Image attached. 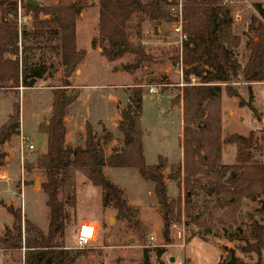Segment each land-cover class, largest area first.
<instances>
[{"label":"trees","instance_id":"1","mask_svg":"<svg viewBox=\"0 0 264 264\" xmlns=\"http://www.w3.org/2000/svg\"><path fill=\"white\" fill-rule=\"evenodd\" d=\"M174 5L169 0H98L97 36L91 41V48L98 44L102 56L113 63L126 54L133 61L124 66L127 73H134L143 67L161 65L167 55L156 56L141 46L142 23L152 22L158 26L173 23L178 15L170 11ZM88 0H58L48 6H29L23 2L24 18L31 23L30 35L33 42L44 38L56 41L51 49L58 54L59 66L63 69L60 85L53 87L51 116L38 126V132L46 136V151L36 164L44 171L45 181L41 190L46 196L48 227L44 233L30 221L23 219L20 209L7 207L12 217L11 228L0 235L3 251L24 249L23 264H74L84 249L64 246L65 231L71 222L68 210L76 209V173L84 176L92 186L101 190V207L113 208L116 217L126 221L128 227L140 238L145 239L147 228L137 218L136 210L130 206L115 184L104 173L111 169H134L139 176L153 184V191L161 209V235L169 242L170 226L180 222L182 214L190 220L194 209L192 197L201 192L215 198V205L221 209L215 219L223 228H234L231 239L241 233V208L243 201L255 202L264 198V132L257 138L256 132L247 136L227 134L223 136L221 126V97L225 92L229 98H239L234 84L246 86L248 94L254 84L264 82V9L254 4L257 15H252L247 26L245 47L248 51L244 64L238 61L236 50L241 38L234 33L233 16L225 0H184L181 9L182 31L186 36L181 53L172 56V66L181 61L183 80L186 85L180 95L171 103H182V162L168 165L167 159L159 156L155 165H148L143 151V129L141 125L143 90L134 85L128 103L121 112L117 130L122 135V146L105 156L103 147L111 139L106 132L102 144L95 139L92 128L85 125L83 147H70L65 143V116L79 96L78 91L68 94L70 78L84 61L86 52L76 45V21L80 14L90 8ZM135 18L137 43L130 41L128 29ZM27 35L25 25L17 24L16 0H0V89L19 91L33 88L52 69L50 65L29 66L24 46ZM190 77L199 80L198 85H188ZM250 102L252 101L249 96ZM249 102V103H250ZM242 105V102H240ZM20 106L12 104V114L0 127V147L11 137L19 135ZM259 140V142H258ZM234 145V163L223 166L215 152L222 146ZM255 155L263 162H257ZM3 154L0 153V160ZM168 169V180L177 181L184 190V200H169L166 192L164 172ZM205 179V181H204ZM264 210V204L262 206ZM22 224L27 237L22 235ZM248 235L253 242L239 247L243 254H253L255 264H264V221L250 223ZM235 236V237H233ZM232 241V240H230ZM164 249L156 251V263L163 264ZM138 264H152L149 249L142 248ZM189 264V263H185ZM236 264H242L237 259Z\"/></svg>","mask_w":264,"mask_h":264},{"label":"rangeland","instance_id":"2","mask_svg":"<svg viewBox=\"0 0 264 264\" xmlns=\"http://www.w3.org/2000/svg\"><path fill=\"white\" fill-rule=\"evenodd\" d=\"M27 0H22V2ZM37 4L52 6L58 0H33ZM89 3L95 0H88ZM97 1V0H96ZM232 10L233 30L241 38V45L236 50L238 61L244 64L248 53L245 43L247 39V26L250 17L257 15L254 4H260L264 9V0H225ZM93 6V3H91ZM86 16L77 25V45L87 46L95 38L92 35L96 11L91 7L84 10ZM22 15L23 8H22ZM238 17V19H237ZM98 20V19H97ZM135 18L130 22L128 33L130 41L137 43L135 36ZM172 23H162L158 26L152 22L142 23L141 46L148 52L160 56L167 55V60L161 65L143 67L134 73H127L124 66L133 61L131 54H126L113 63L96 61L102 56L101 47L96 44L89 58L88 72L84 70L89 84L113 83L117 98H120L116 105L117 115L121 119V112L128 103L129 96L134 85L140 84L145 98L142 104L143 119V140L145 141V158L147 164H156L158 156L167 159L168 165L180 164L182 162V103H171L180 95L183 86L180 76L176 70V65L172 66V56L179 55V48L176 45L177 37L171 31ZM23 25L27 35L24 38V46L30 48L26 52L27 64L29 66L50 65V69L42 80H38L35 87L43 85L58 87L60 85L63 69L59 66V57L51 47L56 44L50 38L33 42L28 35L32 28L27 18H23ZM97 30V29H96ZM91 33V35H90ZM91 38V39H90ZM90 41V42H89ZM94 57V58H93ZM105 66H108L105 68ZM83 70L80 66L70 78L73 82L82 79ZM88 75V76H87ZM109 81V82H108ZM199 81V80H198ZM153 88L156 94H149L148 90ZM238 91L239 98H229L225 92L221 97V126L223 136L227 134H239L247 136L249 132H256L260 138L264 132V82L251 87V94H248L245 85L234 84ZM78 91L69 88L68 94ZM79 92V91H78ZM96 94V91H92ZM102 91H97V96H101ZM252 101L250 102V97ZM91 106L92 116L97 112H104L108 116L109 106L97 102ZM18 102L20 106V128L19 135L11 139L2 147L0 153L3 157L0 160V235L6 228H11L12 217L7 213V207L20 209L23 219L30 221L40 228L44 233L48 227V209L45 205L46 196L41 190V184L45 181L44 171L34 166L37 158L46 151V136L38 132V126L47 122L51 115V100L49 92L40 88H20L19 91L0 89V127L5 124L12 114V104ZM242 102V105H240ZM250 102V103H249ZM44 116V117H43ZM96 119V118H95ZM94 119V120H95ZM116 116L109 120H95V123L86 122L92 128L95 139L102 144V138L106 132L111 134L110 144L114 149L122 146V135L118 132V122ZM141 119V120H142ZM181 119V120H180ZM93 120V121H94ZM223 120V121H222ZM85 125L78 136L77 146L83 145L81 141L85 139ZM70 129V128H69ZM26 136L32 141L35 150L32 152L20 151V136ZM259 142V140H258ZM81 143V144H79ZM105 146V145H104ZM236 147L234 145L222 146L220 152H215V157L220 158L223 166L234 163ZM257 162L263 159L255 155ZM153 160V161H152ZM111 176L108 180L114 183L123 192L127 203L135 204L137 218L147 228L145 239H140L133 230L128 227L126 221L116 217V211L108 207H101V190L93 187L87 182L88 190L93 193L85 195L84 176L76 173V209L68 210L71 215V222L65 231L63 238L66 248L83 250L74 264H138L142 248L149 249V257L152 264L156 263V251L164 249L161 257L163 264L170 259H177L182 264H228L230 254L228 250H234L236 259L242 264H255L257 258L253 254H243L239 247L245 242H253L248 235L250 223L264 221V198L260 197L255 202L243 201L241 208V223L239 226L241 233L236 239H231L230 234H234V228H223L216 223V218L220 215L221 209L215 205V198L204 196L197 192L192 197L193 210L189 211L197 219L190 220L188 215L182 214L180 222H175L170 226L169 242L165 243L161 235V209L153 191V184L143 180L134 169H110ZM168 169L164 172L166 192L169 200H184V190L177 181L168 180ZM205 181V179H204ZM99 192V194H97ZM95 193V194H94ZM101 207V208H100ZM82 221L94 222L98 225V232L95 240L87 247L78 248L76 244V233ZM174 226V227H173ZM22 235L29 234L24 230L22 224ZM154 237V245L149 238ZM235 237V236H233ZM232 240V241H230ZM24 249L20 251L0 248V264H23ZM264 259V250H263Z\"/></svg>","mask_w":264,"mask_h":264},{"label":"crops","instance_id":"3","mask_svg":"<svg viewBox=\"0 0 264 264\" xmlns=\"http://www.w3.org/2000/svg\"><path fill=\"white\" fill-rule=\"evenodd\" d=\"M91 3H93V6H91V8L95 9V11H96V18L94 19V23H93V30H91L90 32H92V35L94 37H96L97 36V30L96 29H97V23H98V20H97V12H98L97 4H98V0L97 1L95 0V1H93ZM85 16H86V12L83 11L80 14L79 18L77 19V21H76V30H77L78 22H81V20H84ZM90 35H91V33H90ZM76 45H77V33H76ZM77 48L78 49H83L86 52V57H85L84 61L79 65L81 70H83L82 79L83 78L85 79L86 78V74L84 73V70L86 72H88L89 58L92 57L91 53L93 52V50L91 49L90 43H88L87 46H81V47H79L77 45ZM95 58H96V61H100V62L106 61L104 57H101L100 60L97 59V57H95ZM106 63H108V62L106 61ZM106 67H108V66H105V68ZM83 81L84 80H80V81L77 80V82H73L72 83L71 88L78 90L79 91V96L76 99V101L71 106L68 107L67 112H66V116H65V119H64L65 128H66L65 143H66V145H68V146H70L72 148L78 147L77 146L78 139L80 138L78 135L81 134L80 131H82V128H83L82 124L85 125L86 122L95 123V120H102V118H105V119L109 120V118H111L112 116L113 117L116 116L117 120L120 119L119 115H117V110H116V105L118 104L120 98H117L116 95H115L116 91L114 89L116 87L114 86V84L113 83L89 84L88 83L89 82L88 79H85V83H83ZM257 85H260V83L259 84H254L252 86H257ZM33 88H40V89H42V90H44L46 92H49V97H50L51 105H52V90H53V87H49V86L43 85L42 87H35L34 86ZM94 90L96 91V94H97L98 90H101L102 91L101 96L98 97L96 94L93 95L92 91H94ZM144 98H145V95L143 96V99ZM95 99H98L97 102L102 103L105 106H109L111 108V111L108 110V116L105 115L104 112H97L94 116H92V110H94V109L91 108V106H93L95 104V101H94ZM180 114H182L181 113V109H180ZM44 116L45 117H50L51 115H49V116L48 115H44ZM143 124L144 123H143V119H142L141 120L142 127H143ZM19 130L21 132V128H19ZM84 140L85 139H83V141H81V143H83V145L81 143H79V144H81L80 147L84 146ZM113 147H114V145L110 144V143H108L107 145H105L103 147L105 156H109V155L112 154V148ZM143 151H144V156H145V141L144 140H143ZM41 155H43V154H41ZM145 160H146V158H145ZM147 162L148 161H146V163ZM151 165H155V164L151 163ZM110 169L111 168H107V167H105L103 169V173H104L106 178H108V176L112 175ZM76 179H77V176H76ZM83 179H84L83 183H85V191H86L85 195L90 196V194L93 193V192L92 191L90 192V190H88L89 187L87 185V181L85 180V178H83ZM76 183H77V181H76ZM76 186H77V184H76ZM97 194H99V192H97ZM130 205H132V204H130ZM132 206H136V205L133 204Z\"/></svg>","mask_w":264,"mask_h":264},{"label":"built area","instance_id":"4","mask_svg":"<svg viewBox=\"0 0 264 264\" xmlns=\"http://www.w3.org/2000/svg\"><path fill=\"white\" fill-rule=\"evenodd\" d=\"M173 1L174 5L172 8H170V11L173 13H176L178 15V20L173 22L171 24V31L173 34L177 37V42L176 45L179 48V54L181 53L182 45L183 42L186 41V36L184 35L182 31V21H181V9H182V4L184 0H169ZM22 0H16V6H17V24L19 27L23 25V15H22ZM238 19V17H237ZM176 70L180 76L182 84L180 86H183V67L181 64V61H179L176 64ZM188 85H198L199 81L198 79L194 77H190L189 81L187 83ZM149 94H156L157 91L154 90L153 88H150L148 90ZM35 150V147L30 140V138L21 135L20 136V151L22 154L25 152H32ZM174 227V226H173ZM98 232V225L94 222L90 221H83L79 224L77 233H76V244L78 248H84L89 246L96 238ZM149 241L151 242L152 246L151 247H156L154 245V237L151 236L149 238ZM171 260V259H170ZM168 261L166 264H182L179 260L177 259H172L173 261Z\"/></svg>","mask_w":264,"mask_h":264},{"label":"water","instance_id":"5","mask_svg":"<svg viewBox=\"0 0 264 264\" xmlns=\"http://www.w3.org/2000/svg\"><path fill=\"white\" fill-rule=\"evenodd\" d=\"M27 4L29 6H36L37 3H35L33 0H27ZM229 254H230V260L228 262V264H236V257H235V252L234 250H228ZM171 262L173 261L172 259L170 260Z\"/></svg>","mask_w":264,"mask_h":264}]
</instances>
